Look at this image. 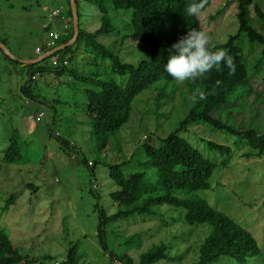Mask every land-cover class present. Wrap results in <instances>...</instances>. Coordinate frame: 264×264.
Returning <instances> with one entry per match:
<instances>
[{
    "label": "rangeland",
    "instance_id": "obj_1",
    "mask_svg": "<svg viewBox=\"0 0 264 264\" xmlns=\"http://www.w3.org/2000/svg\"><path fill=\"white\" fill-rule=\"evenodd\" d=\"M255 2L264 11V0ZM77 3L80 28L93 32L100 26L103 13L91 0ZM103 4L113 31L100 34L97 40L122 61L136 64L147 58L148 46L128 35L132 9L114 8L110 0H104ZM253 4L249 7V21L264 34V20L257 16ZM50 9L63 10L64 17H71L72 26L67 0H0V39H4L12 54L28 59L39 53L49 36L44 25L49 21ZM236 12L237 0H211L200 13L203 31L210 35L212 42L223 41L237 30ZM60 28L55 21L50 27ZM237 42L249 70L253 71L261 46L250 43L245 36H240ZM64 55L71 56L68 66L82 75L101 71L100 78L125 82V76L110 72L108 56L87 52L84 40L70 44ZM55 57L51 54L40 63L48 69L35 74L27 95L20 90L29 78L25 70L0 55V151L13 131L17 133L21 151V159L14 163H6L0 157V229L22 254L52 256V260L33 264H58L72 245L77 248L78 264H109L108 251L128 254L138 261L142 252L160 242L171 243L168 258H176L151 264H192L211 228L207 224L192 228L182 221L163 224L162 219L177 214L167 205L154 206L143 215L133 214L107 222L104 241L108 251L97 234L100 214L108 216L125 209L110 197L118 187L109 176L108 164L125 162L123 172L127 175L137 171L142 142L164 137L187 112L192 96L189 86L163 77L143 90L131 102L127 123L99 151L90 133L91 119L84 113L85 88L91 86L67 72L57 76L52 66ZM259 71L263 73L264 67ZM250 84L264 95L263 76L252 77ZM161 90L166 97L161 98L157 107L156 97ZM183 98L188 99L186 104ZM39 112L43 116L37 119ZM229 113L235 116L232 122L240 121L242 114L234 108ZM255 122L264 127V117H257ZM181 135L204 154H208L207 140L230 148L228 164L217 167L210 178V187L197 193L255 237L260 253L245 264H264V153L247 157L244 154L255 151L244 141L204 123L189 126ZM148 175V180L154 182L155 170L152 174L149 170ZM12 194L13 201L4 207L6 198ZM164 209L168 212L156 217L155 212L162 213ZM188 229L192 232L185 235ZM113 264L121 263L114 261ZM211 264L237 263L230 257H222Z\"/></svg>",
    "mask_w": 264,
    "mask_h": 264
},
{
    "label": "trees",
    "instance_id": "obj_2",
    "mask_svg": "<svg viewBox=\"0 0 264 264\" xmlns=\"http://www.w3.org/2000/svg\"><path fill=\"white\" fill-rule=\"evenodd\" d=\"M77 1L75 0L78 35L73 44L84 40L87 52L96 51L108 56L110 72L125 76V82L120 84L108 77L100 78L101 71L100 74L99 72H87L83 75L82 72L78 73L77 70L68 66L71 56L65 57L64 55L69 45L51 53L56 55L52 60V66L57 76L67 72L75 79L90 84L91 87L85 88L87 102L84 113L91 119L90 133L94 138L95 147L101 151L107 146L109 137L127 123L131 102L138 94L163 77L174 81L164 70L171 46L181 37L186 36L190 30H203V28L199 16H188L184 11L192 0H110L114 8L132 9L127 24L128 35L148 46L149 56L133 64L122 61L118 55L112 53L97 40L100 34L113 31L106 15L104 0H91L103 13L100 26L93 32L80 28ZM210 1L208 0L205 8L210 4ZM67 3L70 5L69 0ZM252 4L253 0H237V30L227 39L213 42L216 46L212 49L213 51L216 48H224L233 57L234 74L229 75L228 69L224 68L222 72L213 70L205 77H200L195 81H186L184 85L189 86L192 94L197 89L205 93L214 89V94L208 95L205 100L198 98L196 103L191 101L187 112L164 137H157L154 142L151 140L142 142L140 146L142 158L137 162L139 168L137 171L127 175L123 172L125 162L108 164L109 176L118 187L110 193V197L125 209L118 210L108 216L100 214L97 234L99 242L106 251L108 248L104 241V225L107 222L126 218L133 214L143 215L150 212L154 206L167 205L177 214L168 216L167 219L170 221L162 219L163 224L169 225L172 222L182 221L186 226L190 225L189 227L207 224L211 228L209 234L200 243L198 258L192 264H211L222 257H230L237 264H245L250 258L260 253L257 241L248 229L241 226L228 214L211 206L205 198L197 193L199 190L210 187V178L217 167H224L228 164L230 148L225 144L207 140L208 154H204L181 135L182 132L187 131L189 126L204 123L208 124L211 129L223 130L244 141L255 151L253 154L252 152L244 154L247 157L261 156L264 153V127L260 128L261 124L257 125L255 122L257 117H264V95L255 91L250 84L251 78L256 75L264 78V72L260 73L259 71L264 67V34L259 32L249 21V7ZM253 8L257 16L264 20V11L257 2L253 4ZM68 14L71 16V9L68 10ZM64 15L63 10H60V13L55 17V22H58L61 28L56 29L59 35L55 39L54 45L48 46L43 41L39 53L28 57V59L36 58L39 54L63 45L71 39L73 36L71 17L68 19ZM64 23L66 24L65 28L63 27ZM51 26V23H46L44 30L49 32ZM240 36H245L250 43L261 46L258 59L254 61L253 71L249 70L246 57L237 42ZM0 41L6 45L4 39H0ZM8 49L10 48L8 47ZM0 55L8 63L25 70L29 78L23 86H20V90L24 94L30 95L31 81L35 78V74L48 69L40 64L46 57L36 63L23 64L17 59L10 58L1 48ZM15 56L23 58L21 55ZM54 61L55 63H53ZM218 80L221 83L217 86L216 81ZM165 97L166 93L161 90L156 97L157 107L160 105L161 98ZM183 101L186 104L188 99L183 98ZM232 108L242 114L239 123L232 122V117H235L229 113ZM156 114L160 115L158 111ZM53 122L54 118L51 119V125ZM16 135L17 133L13 131L6 146L0 151V157L6 163H14L21 159ZM62 141L65 142V140ZM217 153L220 155V159L217 158ZM92 165L94 164L92 163ZM149 170H151V174L152 170L156 172L154 182L147 178ZM13 197L12 194L6 198L4 207L11 204ZM166 212L168 210L164 209L162 213L155 212V215L158 217L159 214L163 215ZM190 232L192 231L188 229L185 231V235H189ZM131 240L128 239V242ZM170 244L160 242L152 245L139 255L138 261L128 254L108 251L109 264H113L114 261H119L121 264H151L163 259H175L176 257L168 258L167 251L171 248ZM139 246L140 241L137 247ZM44 259L52 260V256L33 257L22 254L14 246L9 235L0 229V264H33ZM58 264H78L76 245L69 247L64 259Z\"/></svg>",
    "mask_w": 264,
    "mask_h": 264
},
{
    "label": "clouds",
    "instance_id": "obj_3",
    "mask_svg": "<svg viewBox=\"0 0 264 264\" xmlns=\"http://www.w3.org/2000/svg\"><path fill=\"white\" fill-rule=\"evenodd\" d=\"M207 2L208 0H198V2L192 0L184 11L188 16H199ZM215 47L207 32L192 29L186 36L181 37L171 46L164 70L178 84L195 81L200 77H205L207 73L213 70L222 72L224 68L228 69L229 75L234 74L235 63L233 57L224 48H216L213 51L212 49ZM220 83L219 80L216 81L217 86ZM214 91L213 89L205 93L197 89L190 99L192 103H196L198 98L199 100H205L208 95L214 94Z\"/></svg>",
    "mask_w": 264,
    "mask_h": 264
},
{
    "label": "water",
    "instance_id": "obj_4",
    "mask_svg": "<svg viewBox=\"0 0 264 264\" xmlns=\"http://www.w3.org/2000/svg\"><path fill=\"white\" fill-rule=\"evenodd\" d=\"M69 3H70V9H71V16H72V26H73V36L71 37V39L66 42L65 44L63 45H60V46H57L51 50H48L46 52H44L43 54L37 56L36 58H33V59H20V58H17L16 56H14L12 54V52L8 49V47L6 45H4L3 43L0 42V48L2 49V51L8 55L10 58L12 59H17L19 60L21 63L23 64H32V63H36V62H39L41 60H43L45 57L49 56L52 52L58 50V49H61L67 45H70L72 44L77 35H78V15H77V6H76V2L75 0H69Z\"/></svg>",
    "mask_w": 264,
    "mask_h": 264
},
{
    "label": "built area",
    "instance_id": "obj_5",
    "mask_svg": "<svg viewBox=\"0 0 264 264\" xmlns=\"http://www.w3.org/2000/svg\"><path fill=\"white\" fill-rule=\"evenodd\" d=\"M60 13V10L59 9H50L49 12H48V20L47 23H51L53 21H55V17ZM66 18L64 19V22H65ZM63 27L65 28L66 27V24L64 23L63 24ZM58 35H59V32L56 30V29H51L49 31V36H48V39L45 40V43L48 45V46H53L54 43H55V39L58 38ZM55 63V61L53 62ZM66 63V62H64ZM42 112L38 113V116L36 117L37 119H39L41 116H42Z\"/></svg>",
    "mask_w": 264,
    "mask_h": 264
}]
</instances>
